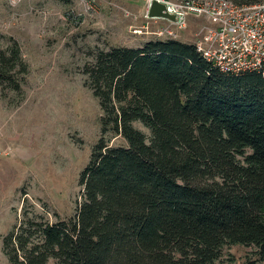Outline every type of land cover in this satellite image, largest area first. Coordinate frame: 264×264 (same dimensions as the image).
<instances>
[{"label": "trees", "instance_id": "trees-1", "mask_svg": "<svg viewBox=\"0 0 264 264\" xmlns=\"http://www.w3.org/2000/svg\"><path fill=\"white\" fill-rule=\"evenodd\" d=\"M83 74L102 134L126 144L94 146L74 217L24 214L3 236L8 264H216L232 245L264 262V72L224 74L159 37L100 49Z\"/></svg>", "mask_w": 264, "mask_h": 264}, {"label": "rangeland", "instance_id": "rangeland-1", "mask_svg": "<svg viewBox=\"0 0 264 264\" xmlns=\"http://www.w3.org/2000/svg\"><path fill=\"white\" fill-rule=\"evenodd\" d=\"M94 4L97 12L90 13L80 0H0V264H8L3 236L25 213L51 222L76 215L79 176L100 138L126 144L121 135L102 134L103 111L84 84V65L100 49L157 39L168 24L148 19L144 0ZM205 25L191 15L185 28L172 26V38L195 43ZM12 46L19 56L7 61ZM254 257V247L232 245L216 264Z\"/></svg>", "mask_w": 264, "mask_h": 264}, {"label": "built area", "instance_id": "built-area-1", "mask_svg": "<svg viewBox=\"0 0 264 264\" xmlns=\"http://www.w3.org/2000/svg\"><path fill=\"white\" fill-rule=\"evenodd\" d=\"M84 12L95 13L94 0H80ZM154 0H144L145 16ZM175 21L163 19L167 26L157 31L159 37H173L176 29L187 26L189 16L208 21L198 36L197 49L224 74L264 72V2L239 5L232 0H157ZM72 15L71 18H74ZM77 17V16H76ZM210 23V25H209Z\"/></svg>", "mask_w": 264, "mask_h": 264}, {"label": "water", "instance_id": "water-1", "mask_svg": "<svg viewBox=\"0 0 264 264\" xmlns=\"http://www.w3.org/2000/svg\"><path fill=\"white\" fill-rule=\"evenodd\" d=\"M165 5L163 3L154 0L149 8L148 15L149 17L168 19L171 21H175L176 17L173 14H169L165 11Z\"/></svg>", "mask_w": 264, "mask_h": 264}]
</instances>
